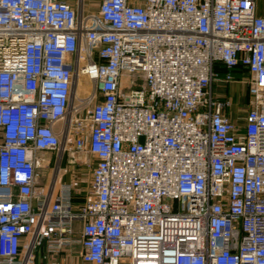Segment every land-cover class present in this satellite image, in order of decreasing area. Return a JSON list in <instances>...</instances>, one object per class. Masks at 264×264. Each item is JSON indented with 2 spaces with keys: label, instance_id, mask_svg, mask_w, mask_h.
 Returning <instances> with one entry per match:
<instances>
[{
  "label": "built area",
  "instance_id": "2783aa9c",
  "mask_svg": "<svg viewBox=\"0 0 264 264\" xmlns=\"http://www.w3.org/2000/svg\"><path fill=\"white\" fill-rule=\"evenodd\" d=\"M257 9L99 0L83 18L65 0H0V264H33L43 243L49 255L77 244L87 264H264ZM237 68L241 127L212 93ZM79 75L90 89L75 104ZM47 152L96 159L82 204L59 166L40 184Z\"/></svg>",
  "mask_w": 264,
  "mask_h": 264
},
{
  "label": "crops",
  "instance_id": "0c3cea01",
  "mask_svg": "<svg viewBox=\"0 0 264 264\" xmlns=\"http://www.w3.org/2000/svg\"><path fill=\"white\" fill-rule=\"evenodd\" d=\"M65 1L77 11L79 17H90L92 15H96L98 12L99 0ZM257 14L264 15V0H258ZM217 69H219L221 72H224V68L221 65H218ZM233 78V81L230 83H214L212 87V93L214 97L221 101L224 99H230L232 101L231 106L224 109L223 113L235 126L241 127L245 124V117L249 110V74L244 69L237 68L233 71ZM78 157L79 158L76 161V164H73V162L67 159L65 167L66 171L68 172V181L64 184H70L73 183L74 180H77L75 185L76 191L72 201L73 206L82 204L84 198L82 191L88 189L90 185L89 179L88 184L85 187H82L80 179L82 172L88 170L90 177L91 169L96 164V159L89 154H82ZM88 157L89 161H87ZM89 167L91 168L89 169ZM79 251V245L75 244L67 251H61L59 254L49 255L46 251V244L43 243L33 253V264H87L80 259Z\"/></svg>",
  "mask_w": 264,
  "mask_h": 264
},
{
  "label": "rangeland",
  "instance_id": "374dc122",
  "mask_svg": "<svg viewBox=\"0 0 264 264\" xmlns=\"http://www.w3.org/2000/svg\"><path fill=\"white\" fill-rule=\"evenodd\" d=\"M76 80L79 81V85L81 84L80 87L76 86ZM80 80H81V82H80ZM74 88L78 89V98L74 101V103L78 104L79 102H83L84 99L88 96L89 89H90V87L88 85L87 78L83 75H79L78 77H76ZM84 88H85V90H84ZM42 158L45 161V163L46 162L48 163V167L45 166V168L42 167L41 169H39V182H40V184H43V185L49 184L50 183L49 182L50 175H51L52 171L54 169H56L58 166L60 167L59 174H58V182L64 184L68 181V175H67L68 172L66 171L65 167H66V163H67L66 160L70 159V158H68V156L66 154H63L61 152H47V153L43 154ZM72 158H74V157H72ZM78 158H79L78 155H75L73 164H76V161L78 160ZM87 161H89V157H88ZM90 168L91 167H89V169ZM80 179H81L82 187H85L88 184V181L90 179L89 171L88 170L83 171L82 175L80 176ZM76 225L78 226L79 224L76 223Z\"/></svg>",
  "mask_w": 264,
  "mask_h": 264
},
{
  "label": "bare ground",
  "instance_id": "6f19581e",
  "mask_svg": "<svg viewBox=\"0 0 264 264\" xmlns=\"http://www.w3.org/2000/svg\"><path fill=\"white\" fill-rule=\"evenodd\" d=\"M80 82H81V80H80ZM81 85V84H80ZM80 85H79V81L78 80H76V86L77 87H80ZM87 88V87H86ZM77 88H75V98H78V89L76 90ZM84 90H85V88H84Z\"/></svg>",
  "mask_w": 264,
  "mask_h": 264
},
{
  "label": "water",
  "instance_id": "95a60500",
  "mask_svg": "<svg viewBox=\"0 0 264 264\" xmlns=\"http://www.w3.org/2000/svg\"><path fill=\"white\" fill-rule=\"evenodd\" d=\"M69 156V158H72V155H68ZM73 162V161H72Z\"/></svg>",
  "mask_w": 264,
  "mask_h": 264
},
{
  "label": "flooded vegetation",
  "instance_id": "af4514ba",
  "mask_svg": "<svg viewBox=\"0 0 264 264\" xmlns=\"http://www.w3.org/2000/svg\"><path fill=\"white\" fill-rule=\"evenodd\" d=\"M68 160L72 162V160H70V159H68Z\"/></svg>",
  "mask_w": 264,
  "mask_h": 264
}]
</instances>
